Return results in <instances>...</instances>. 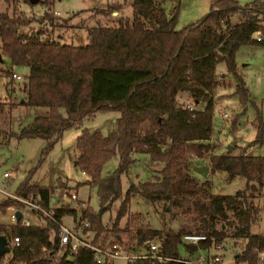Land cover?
Wrapping results in <instances>:
<instances>
[{"label": "trees", "instance_id": "16d2710c", "mask_svg": "<svg viewBox=\"0 0 264 264\" xmlns=\"http://www.w3.org/2000/svg\"><path fill=\"white\" fill-rule=\"evenodd\" d=\"M5 1L6 7L0 10V59L9 58L12 66L2 70L12 76L15 66L27 65L30 71L18 104L47 109L16 133L19 138L46 139L40 163L67 127L82 123L98 111L121 112L116 128L108 134L84 127L76 140L81 150L76 165L90 176L88 182L97 187L99 196V211L90 207L86 210L96 232L94 242H121L127 249H134L158 236L165 253L184 256L180 252L183 235L197 232L206 234L207 239L186 244L191 257L201 249L209 250L213 243L233 238L244 241L233 264H264V233L254 230L262 212L256 199L264 193V154L246 150L213 152L211 142L214 93L219 84L217 64L226 61L237 81L236 93L246 104L250 90L238 70L237 52L244 43L264 45V1L241 4L237 0H216L201 19L177 29L180 2L168 11L164 0H133L132 19L122 17L119 26L90 27L91 42L86 45L63 43L44 29L20 31L19 26L33 18L20 11V0ZM54 1L44 0L51 8ZM119 7L121 4L112 3L99 11L111 13ZM56 18L48 9L40 20L55 25ZM257 31L260 39L254 36ZM183 92L204 107H186L178 99ZM257 120V135L250 146L264 143L260 112ZM207 152H211L210 175L225 171L229 180L242 176L245 186L235 193L216 192L212 179L201 176L191 165L193 156L203 157ZM137 153L149 154L162 166L153 178L131 179L123 195L122 176L129 174ZM116 154L120 157L118 168L103 176L105 163ZM35 169L17 186L16 193L39 195L41 202L49 205L55 188L32 182ZM139 194L161 204L173 220L180 215L179 227L155 228L142 221V214L131 213V199ZM121 197L115 219L111 225L105 224L103 213ZM16 202L11 196L0 200V214ZM56 210L57 216L76 213V209L67 207ZM59 230L51 219L45 225H23L18 219L10 230L0 221V234L21 238L18 247L0 254V264H52L51 251L58 248ZM86 252L87 264H94L90 250L84 247L73 259H59L56 264H82ZM129 264L155 263L141 259Z\"/></svg>", "mask_w": 264, "mask_h": 264}, {"label": "rangeland", "instance_id": "374dc122", "mask_svg": "<svg viewBox=\"0 0 264 264\" xmlns=\"http://www.w3.org/2000/svg\"><path fill=\"white\" fill-rule=\"evenodd\" d=\"M215 1L164 0V6L168 11H171L174 5L180 2L176 27L182 29L206 15ZM237 1L246 4L255 0ZM132 2L133 0H55L54 6L51 8V5L48 2L45 3L44 0H37L32 3L27 0H20V11L33 19L29 24L20 25L19 30L32 33L44 29L47 35L50 34L52 38L63 43L86 45L91 42L90 27L98 25L119 26L122 17L132 19ZM112 3L121 4V7L111 13L99 11V9L107 8ZM6 5L5 0H0V10L4 9ZM48 9L54 11L57 17L55 25L40 20V17ZM237 63L238 70L245 78L250 90V100L246 104L241 102L236 93L237 81L234 74L228 70L226 61L218 62L216 71L219 84L214 93L216 106L211 137V142L214 143L212 151L240 153L246 150L255 154H264V143L250 146L258 131L255 124L258 121V112L261 113L264 122V45L259 43L242 44L237 52ZM11 66L9 58L0 59V200L9 196L8 192L16 193L17 186L36 167L32 174V182L54 186V196L66 189L60 184L63 182L71 187V190L77 191L81 199L89 201V207L93 211H99L100 202L97 187L88 182L90 176L75 162L81 153V150L76 146V140L84 127L92 131L101 130L104 134H108L116 128V121L121 112L116 109L98 111L95 115L85 118L82 123L67 127L62 137L40 163L43 149L47 144L46 139L42 137L19 138L16 133L20 131L21 127L30 124L36 114L45 113L47 109L18 104V101L24 97L22 86L30 68L27 65L15 66L14 71L22 77L13 78L5 75L2 70V68ZM9 81L11 83L7 84ZM188 97L187 93H181L178 97L179 102L186 104ZM195 106L202 108L204 104L196 103ZM225 113L228 115L225 116ZM230 145H233L231 150ZM210 153L207 152L203 157L193 156L191 165H208ZM136 158L137 160L132 165L129 174L122 176L123 195L131 179L139 181L153 178L154 173L162 166V163L153 161L149 154L137 153ZM119 164L120 157L116 154L105 163L103 176H107L116 170ZM5 171H10L12 175L5 177ZM207 176L212 179V188L216 192L235 193L246 184V179L242 176L229 180L225 171H217L210 175L209 170ZM121 201L122 197L115 201L111 209L103 213L102 219L105 224H112ZM256 202L262 206V212L259 221L254 225V230L264 233V193L256 199ZM59 205L61 204L56 200L52 199L50 202L51 207ZM163 209L161 204L149 202L140 194L132 197L130 202L131 213L142 214V221H147L153 227L172 226L178 228L180 215L173 220L170 213L165 214ZM126 220V217L123 218L121 224L124 225ZM0 221L5 226L15 223L12 221L8 208L0 214ZM67 221L68 216H65V222ZM35 222L46 224L45 219H36ZM106 244L111 245L109 241ZM186 244L189 243L184 241L180 245V252L184 256L189 255ZM243 244L242 239L227 238L222 242L213 243L209 247V251L212 254L221 255L222 259L218 264H233L235 253L243 247ZM204 252L207 250L204 249ZM87 259L88 253L86 252L82 264H87ZM112 263L129 264L128 259L123 257L114 258Z\"/></svg>", "mask_w": 264, "mask_h": 264}, {"label": "built area", "instance_id": "2783aa9c", "mask_svg": "<svg viewBox=\"0 0 264 264\" xmlns=\"http://www.w3.org/2000/svg\"><path fill=\"white\" fill-rule=\"evenodd\" d=\"M254 36L260 39V31L255 32ZM12 77L21 78L22 76L14 71ZM185 105L191 110L197 108L191 97H188ZM227 115L225 113V116ZM11 175L10 171L4 172L5 177ZM8 194L17 200L16 203L8 206L13 222L21 219L23 225H32L38 224L35 222L36 219H45L46 223L48 219H51L59 225V245L56 250L51 251L52 264H56L59 259H73L82 247L90 250L94 264H111L116 257L126 258L128 262L150 259L155 264H178L180 262L218 264L222 259L220 254H212L209 250L204 252V249H201V252L192 257L189 255L172 256L163 251L162 240L158 236L144 241L143 244L134 249H127L121 242H115L111 245L94 242L96 232L91 227V218L86 212L90 203L81 199L75 190L65 189L57 196L52 195L50 202L53 199L61 204L53 207L50 206V203L49 205L42 203L39 195L25 197L18 193L8 192ZM58 207L73 208L76 209V213L71 211L57 216L56 208ZM19 212L22 213L21 217ZM65 216H68L67 222H65ZM7 229L10 230L11 225H8ZM6 236L11 250L20 245L21 238L19 235ZM206 239L207 235L204 233L188 232L183 235V240L190 244H199ZM42 250L47 251V247L43 246ZM261 256L264 261V253H261Z\"/></svg>", "mask_w": 264, "mask_h": 264}, {"label": "water", "instance_id": "95a60500", "mask_svg": "<svg viewBox=\"0 0 264 264\" xmlns=\"http://www.w3.org/2000/svg\"><path fill=\"white\" fill-rule=\"evenodd\" d=\"M37 0H32V2H36ZM233 148V145H230V150ZM77 162V161H75ZM196 171H198L203 176H207L210 170V166L207 164L197 165L195 167ZM20 217L22 213L19 212ZM11 251V248L8 244V237L5 234H0V254H5Z\"/></svg>", "mask_w": 264, "mask_h": 264}, {"label": "crops", "instance_id": "0c3cea01", "mask_svg": "<svg viewBox=\"0 0 264 264\" xmlns=\"http://www.w3.org/2000/svg\"><path fill=\"white\" fill-rule=\"evenodd\" d=\"M116 13V12H115Z\"/></svg>", "mask_w": 264, "mask_h": 264}]
</instances>
